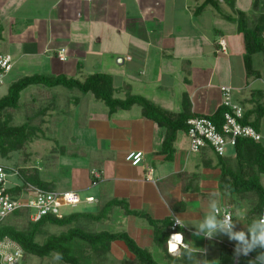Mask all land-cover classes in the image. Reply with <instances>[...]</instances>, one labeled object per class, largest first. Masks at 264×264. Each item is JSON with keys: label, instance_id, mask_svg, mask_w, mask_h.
I'll list each match as a JSON object with an SVG mask.
<instances>
[{"label": "crops", "instance_id": "obj_1", "mask_svg": "<svg viewBox=\"0 0 264 264\" xmlns=\"http://www.w3.org/2000/svg\"><path fill=\"white\" fill-rule=\"evenodd\" d=\"M206 1L0 0V56L13 61L6 83L11 87L36 75L81 82L107 75L116 99L142 97L173 115L184 113L189 104L193 118L225 113L222 88L226 87L232 91L234 105L245 113L255 112L259 105L264 107V51L252 56L248 73L238 20L243 13L248 28L255 29L264 21V0H214L218 8L211 4L200 11ZM49 90L56 96L51 98ZM27 91L30 100L23 97ZM38 98L51 100L47 110L35 109ZM24 99L28 102L23 104ZM20 103L30 109L24 111L25 119L41 121L42 137L55 141L48 161L59 164V157L68 158L65 167L32 166L42 180L55 191L86 195L85 201L93 198L88 206L122 203L114 206L124 212L121 232L141 249L151 244L163 250L168 260L181 259L168 252L175 216L182 223L196 224L209 212L213 192L220 209L233 199L222 184L224 171L235 170L236 165L230 164L232 157L237 163L234 149L226 159L211 149L191 153L187 132L181 131L173 144L174 155L168 158L162 152L167 130L146 119L139 106L111 113L92 94L44 86L29 87ZM258 124L263 137L258 144L264 146V117ZM66 131L69 139L62 142L59 139ZM132 153H143L139 166L127 162ZM96 169L104 176L94 187ZM67 172L69 177L62 183L60 178ZM126 208L133 214L128 215ZM157 230L166 234L163 248L156 244ZM186 230L187 243L207 249L206 257L198 254V258H212L211 241L193 237L191 226ZM220 246L234 245L221 242Z\"/></svg>", "mask_w": 264, "mask_h": 264}, {"label": "trees", "instance_id": "obj_2", "mask_svg": "<svg viewBox=\"0 0 264 264\" xmlns=\"http://www.w3.org/2000/svg\"><path fill=\"white\" fill-rule=\"evenodd\" d=\"M211 4L215 8H218V4L214 0H207L206 5L199 10L203 11ZM238 27L239 32L243 34L245 38L247 49L246 65L248 73H251L252 56L258 52L264 51L262 41L264 21H261L255 29L250 30L245 15L240 13ZM32 86H44L47 88L64 87L70 90L77 89L84 94H92L97 100L103 101L110 109L111 113L118 110H130L133 106H139L146 119L155 122L159 127L167 130L162 152L166 154L168 158H172L174 155L173 144L176 141L177 135L181 131L187 132V122L193 118L190 115L191 108L189 104L185 105L184 113L173 115L163 111L142 97L129 95L124 101L116 99L112 79L107 75H94L89 77L85 82L66 77L36 75L24 78L13 84L9 88L7 96L0 99V153L3 157L8 158L10 154L25 151L28 145L43 136L41 121L40 124H36L38 122L33 123V121L28 120L21 126H15L13 124L14 117L7 114L9 111H17L19 109L22 93ZM254 114L257 117L256 121L252 122L251 117H253ZM223 117L224 110L216 116L208 118L220 127L223 122ZM263 117L264 107L259 105L255 112L245 113L242 123L252 126L259 131L258 123ZM234 151L237 156V167L235 170L231 169L229 171H224L222 187L224 188L223 191H225L227 187L230 197L235 200V204H237L236 206L239 208H242L240 202L252 197L257 198V203L253 206L252 211L247 214V223H249L254 216L257 217L264 211V187L260 180V177L264 175V146L255 144L252 141L240 140L237 147L234 148ZM16 173L24 182V186L17 187L11 191V193L16 196L23 193L29 185L46 191H55L51 184L41 180L39 177L40 174L36 169L32 171L19 168ZM119 204L123 205L117 202L108 204L98 215L92 213H76L63 218L50 215L35 223L31 221L28 222L25 228H18L12 225L8 220L12 216L16 219L24 217L26 210H20L0 223V240L9 238L16 242L22 248L24 260L26 262L28 256L46 258L58 252L62 254L61 261L65 264H92L91 258L87 255L89 251L94 253L109 252L113 243L123 242L135 256L139 264H157L152 254L148 250L141 249L126 233L111 234L109 232H103L94 234L80 227H73V225L78 224L77 221L80 219L101 222L108 216L114 206H121ZM126 212L128 215L133 214L127 208ZM49 226H56L59 228L70 226L71 229L60 235L47 236L44 242L40 243L38 238L46 235L45 228ZM165 228H167V224H165ZM164 236H166L165 232L161 233L158 230L156 231V244L162 248L164 246ZM166 246L165 243V248ZM259 251L262 250L257 249L251 252L249 256H240L238 264H248L249 260L255 259ZM235 259L236 256L233 246L221 247L219 252L220 264H235Z\"/></svg>", "mask_w": 264, "mask_h": 264}, {"label": "rangeland", "instance_id": "obj_3", "mask_svg": "<svg viewBox=\"0 0 264 264\" xmlns=\"http://www.w3.org/2000/svg\"><path fill=\"white\" fill-rule=\"evenodd\" d=\"M223 46L222 51L224 52L225 50V45L222 42L221 43ZM10 86L8 85V83H5L4 86H2L0 88V99L4 98L5 96H7L8 94V90H9ZM49 91H53L52 94L50 93V97L53 98L54 96H56V94H54V90H49ZM29 93L28 91L26 92V94H23V97L26 100H30L29 99ZM24 99V102H28ZM38 100V104L37 107L35 108L36 110H44L48 104L51 102V100H46V99H37ZM17 110V111H9L7 112V114H10L11 116L14 117V125L15 126H21L24 123L27 122V120L25 119V115L23 114L24 111H28L30 112L29 106L28 105H23ZM33 109V110H35ZM36 123V121H33V123ZM38 124V123H36ZM40 124V123H39ZM68 128V127H67ZM66 128V129H67ZM49 135L51 137H53L55 135V133L50 132ZM70 136V132L66 131L62 137L59 139L62 142H65L66 140L69 139ZM54 144L52 142H48L45 140V138L40 137L38 138V140H36V142L34 143L35 146H32V144L28 145L27 149H25V151L22 152H17V153H13L10 154V156L7 157H3L0 153V166L4 167L6 169V174H7V186L12 190H14L17 187H22L24 186L22 184V179L16 174V171L21 168V169H29L34 171V166L37 167H46L48 165V163L50 164H56V165H61L63 167H65V164H67L68 162V158H61L59 164L56 161H48L51 154L50 151L55 149L54 145H55V141H53ZM38 147V148H37ZM71 149V147H69V150ZM231 149H229L230 151ZM232 151H230L231 153ZM88 155V154H86ZM49 157V158H48ZM197 159L199 160V158L201 157L200 154L196 155ZM235 160L234 157H232V163H230L232 166L233 164H235V168L237 167V163L233 162ZM86 162H88L89 160H87L85 158L84 160ZM143 162V160H142ZM141 164V163H140ZM139 164V165H140ZM132 165V164H131ZM138 165V166H139ZM33 166V167H32ZM231 166V167H232ZM100 175V179H99V183L103 180V172L102 170L96 169L93 171V179L95 177L96 174ZM153 173V171H152ZM57 176H60V174L58 173H54ZM68 174V175H67ZM40 177V176H39ZM43 177V175H42ZM47 177V176H46ZM69 177V172L66 173V177H62L61 182L64 183L66 181V179ZM41 178V177H40ZM58 178V177H57ZM42 180V178H41ZM261 180V184L264 187V175L260 177ZM94 181V180H93ZM92 181V184H93ZM93 186L97 187V185ZM24 192V191H23ZM52 192H58V191H52ZM61 193V192H58ZM92 193H89V195H91ZM14 197L19 198L17 200L20 199H26L27 197L23 195V193H21L19 196H16L14 194H12ZM255 196H257L256 194H254ZM87 198L86 195H82L81 199L82 202L80 204H78L77 206L71 207V206H67V207H63L61 209V217H67V216H71L73 214L76 213H92L95 215H98V213H100L102 211V209L106 206H100V208L95 205H87L92 204L94 202V199L92 198L91 200H93L92 203L85 201V199ZM231 203L229 204L231 206V208L234 211V207L236 208L237 212L234 211V215L237 218H240L242 220H244L245 223H247V214L252 211L253 206L257 203V198L256 197H252L250 199H247L243 202H240V204L242 205V208L237 207L235 204V200L231 199ZM23 210V209H21ZM20 211V210H19ZM25 216L21 217V218H15L14 216L10 217L8 220L12 225H15L18 228H25L27 226L28 222H33L35 223V211H31V210H26L25 212ZM123 211L121 209H116V207H113L111 212L108 214V216L103 219L101 222H92L89 221L87 219H80L77 221L78 224L73 225V227H80L83 230L89 232V233H103V232H109L111 234H120L122 233L121 231L124 230L121 227V222H123L125 220L124 215H123ZM113 214V215H112ZM110 215H112V217L110 218ZM255 218V216L253 217ZM6 220V219H5ZM76 223V222H75ZM72 227V228H73ZM245 224L243 222H237L236 224V230H243L245 229ZM69 229H71V227H64V228H59L56 226H49L45 228L46 231V235H43L42 237L38 238V241L40 243L44 242L45 238H47V236H51V235H60L62 233L68 232ZM149 229V228H148ZM150 232L147 229H144V232ZM195 237V236H193ZM198 238V237H195ZM200 240L203 242L205 241L203 238H200ZM212 243V258L209 259L210 264H220L219 262V252H220V243L221 242H226L227 244H232L234 245L233 247L235 248V242L229 240V238L225 235H220L215 237L214 239L210 240ZM215 241V242H213ZM188 242V240H186V243ZM219 243V244H217ZM219 248V249H218ZM144 249H148L152 256L154 261L157 264H186L185 259L181 258L177 261H172V260H168L166 257V254L163 252V250H161L160 248H157L155 245L149 244L146 245V247ZM91 260H92V264H139L135 258V256L129 251V249L127 248L126 244L123 242H115L112 244L111 250L109 252H91L89 251V253L87 254ZM218 257V258H217ZM25 261V260H24ZM24 264H65L63 263L61 260H55L54 259V254L51 255L50 257H46V258H38V257H34V256H28L27 257V262L25 261Z\"/></svg>", "mask_w": 264, "mask_h": 264}, {"label": "built area", "instance_id": "obj_4", "mask_svg": "<svg viewBox=\"0 0 264 264\" xmlns=\"http://www.w3.org/2000/svg\"><path fill=\"white\" fill-rule=\"evenodd\" d=\"M262 41L264 45V34ZM220 45L222 46V44ZM12 70V58L10 56H0V88L5 85L6 78ZM222 91L224 97L223 107L227 111L224 113L223 123L220 127L205 116L192 118L187 122V136L190 142L191 153L197 154L204 149H211L218 157L225 158L228 155L229 149L236 148L240 140L252 141L254 143L262 142L263 137L259 131L252 126L242 123L245 112L242 108L233 104L231 89L225 87L222 88ZM143 158V153H132L127 156L126 160L133 166H138L142 163ZM100 178L99 173L96 174L93 184L97 185ZM6 180V169L0 166V223L21 209L35 211V222L50 215L60 218L63 207H74L81 203V198L77 193L51 192L31 185L26 187L23 192V195L27 198L17 200L19 198L12 195ZM88 202L92 203L93 200L89 199ZM221 213L232 215L230 208L223 209ZM179 229L185 228H180L173 223L171 232L179 234ZM171 239L169 247L170 244L180 243L174 237ZM0 262L1 264H24V252L22 248L9 238L0 240ZM238 262L239 258H236L234 263L238 264Z\"/></svg>", "mask_w": 264, "mask_h": 264}, {"label": "clouds", "instance_id": "obj_5", "mask_svg": "<svg viewBox=\"0 0 264 264\" xmlns=\"http://www.w3.org/2000/svg\"><path fill=\"white\" fill-rule=\"evenodd\" d=\"M216 195L217 193L215 192L211 194L213 198L210 199L209 202L210 210L206 215H203L202 218L198 219V223H182V218L175 216L174 224L185 229H179V234L170 231L168 252L170 254H179L181 258L185 259L186 264H210V261L206 258H198V254L206 257L207 249L196 247L193 241L192 243H186L184 232L187 231L186 228L191 226L195 229L192 231V235L198 238L212 240L220 235L227 236L229 240L235 242L234 254L236 258H239L241 255L248 256L251 252L261 249L262 251L257 253L255 259L249 260L248 264H264V212L253 218L251 222L245 223L244 220L240 218H234L231 206L227 205L220 209L218 202L215 199ZM225 208H230L233 217L231 214L221 213ZM238 221L245 224V229L236 230V224ZM173 237L177 241H180L179 244H174V249L172 247L173 244H170L169 247V242ZM54 259L61 260L62 254L58 252L54 253Z\"/></svg>", "mask_w": 264, "mask_h": 264}, {"label": "snow or ice", "instance_id": "obj_6", "mask_svg": "<svg viewBox=\"0 0 264 264\" xmlns=\"http://www.w3.org/2000/svg\"><path fill=\"white\" fill-rule=\"evenodd\" d=\"M172 247H173V249H174V248H175V245L173 244Z\"/></svg>", "mask_w": 264, "mask_h": 264}]
</instances>
